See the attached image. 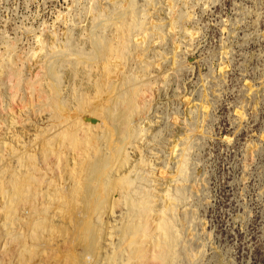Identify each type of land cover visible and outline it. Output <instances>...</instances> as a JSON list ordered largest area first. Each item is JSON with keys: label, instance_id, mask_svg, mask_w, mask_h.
<instances>
[{"label": "rangeland", "instance_id": "374dc122", "mask_svg": "<svg viewBox=\"0 0 264 264\" xmlns=\"http://www.w3.org/2000/svg\"><path fill=\"white\" fill-rule=\"evenodd\" d=\"M117 132L85 183L127 255L183 186L174 264H264V0H0V264H68Z\"/></svg>", "mask_w": 264, "mask_h": 264}, {"label": "bare ground", "instance_id": "6f19581e", "mask_svg": "<svg viewBox=\"0 0 264 264\" xmlns=\"http://www.w3.org/2000/svg\"><path fill=\"white\" fill-rule=\"evenodd\" d=\"M105 45L107 43H104ZM107 47V48H106ZM105 47V53H107L109 51L108 49V46ZM112 47V45H111ZM104 48V46H103ZM113 48V47H112ZM106 49H107V52H106ZM111 51L112 49L108 52V55L105 57L109 58L111 57L110 54H111ZM114 51V50H113ZM104 52V50H103ZM110 53V54H109ZM112 57H113V53L111 54ZM102 59L105 60L104 58V54L102 53ZM115 56H116V53H115ZM111 57V58H112ZM108 58V59H109ZM114 58V57H113ZM112 58V60H114ZM102 60V61H103ZM110 59L108 60L107 63H109ZM112 62V61H111ZM106 63V60L105 62L103 63L104 65V71H105V75L106 77L108 76V73L109 71L111 70H108V65ZM113 63V62H112ZM109 64V65H112ZM113 66V65H112ZM116 66V65H115ZM118 67V66H117ZM111 68V67H110ZM109 68V69H110ZM103 71V72H104ZM102 72V74H103ZM111 73V72H110ZM113 74V73H112ZM111 74V75H112ZM110 75V74H109ZM104 77V74L102 75ZM109 77V76H108ZM112 78L115 76L112 75L111 76ZM118 78V76H116V78L114 79V81ZM104 79V78H103ZM105 81V79H104ZM108 82V80L106 81ZM111 82V81H109ZM113 83V82H111ZM110 83V85H111ZM106 85V84H105ZM104 87V85H103ZM106 88H107V85H106ZM110 88V86H109ZM107 88V89H109ZM114 84L111 86L110 90H107V93H108V98L111 99L115 94H117V92H114ZM106 90L105 88L102 89V92ZM109 91V92H108ZM103 94V93H102ZM104 95V94H103ZM103 95H101L102 97H104ZM107 95V94H106ZM118 97V95H117ZM115 98V97H114ZM119 98V97H118ZM121 98V97H120ZM119 98V99H120ZM104 100V99H103ZM108 100V99H107ZM112 104V103H111ZM121 134L120 132H117L113 138V147H111L110 149V153H106L104 154L102 157L99 158V160H97L95 163H91L89 164V167L85 165V163H83L85 165V167H88V169H85L87 170L86 172H83L82 173V176L80 178V182L82 183H79L82 185V190L80 188V190H78L77 192L75 191H71L70 194L68 195V198H69V201L67 203V206L71 207L72 209V213L70 212V214H72L70 217H71V220H73L74 218V222L71 221L72 223V228L75 229L74 233H72V235L74 234L73 236V241L71 239V235L69 236L71 239L70 241H72V243H70L69 245V248H68V254H67V257L69 259V262L68 264H91L92 261H89L88 260V257L91 256L93 257L94 256V260H97L96 262H92L93 264H174L176 259H177V254L174 252V249L172 251V246L174 245L175 243V235H176V230H177V227L179 225L178 223V220L176 218V215H175V208L177 206V203H178V200L181 199V197L183 196V192H184V188L183 186H179L178 188V191H179V196L178 198L172 202L171 204L167 205L166 208H163V213L161 214L160 216V219L158 221V224H157V229L156 231L157 232H160V239H156L155 238V235H154V238L156 240L153 241V238L151 237L150 241H149V238L148 241L150 242L149 244L146 243V245H144V241L141 242L140 244H143L141 245L139 248H136L137 250H135V248H133V250L135 251L133 254H128L125 252V250H123V243H124V239L123 237L121 236V234H119L120 232H118V223L117 225L113 226L112 224H110L111 226H113V229H112V232L110 234V231L111 229H109V232L107 231V228L108 225H109V222L111 223V218L108 222V219L106 221V218L103 217H99V214L98 213V210L99 208L102 206V204L100 205V201L101 199H98V201H95L93 198H92V192L90 190V186H86L88 185V183L86 184L85 182H89L93 184L96 183L97 186L94 190V192L96 193L97 191L99 192V188H98V185L101 183V179H100V176L103 175L104 173H106L109 168L113 167V165L115 164L116 160H118L119 156H120V152L122 150V147L120 146V141H121ZM189 139V138H188ZM49 140V139H48ZM44 142V141H43ZM42 142V143H43ZM52 142V141H51ZM45 143V142H44ZM46 143H48L46 141ZM45 143V144H46ZM55 143V142H53ZM53 143L50 144L53 146ZM190 143V142H189ZM188 145V144H187ZM44 146V145H43ZM42 146V148H43ZM46 146V145H45ZM55 146V145H54ZM53 146V147H54ZM123 146V145H122ZM50 147V146H49ZM52 148V147H50ZM49 149V148H48ZM186 149V147H185ZM50 150V149H49ZM57 150V149H55ZM46 151V150H45ZM51 152V151H50ZM56 152V151H55ZM42 153V152H41ZM47 153V152H46ZM48 154V153H47ZM52 154V152H51ZM39 156V155H38ZM46 156V155H45ZM87 156V155H86ZM91 156V155H90ZM49 157V155H48ZM84 157V156H83ZM92 157V156H91ZM46 158V157H45ZM50 158V157H49ZM36 159V158H35ZM37 159H41V158H37ZM48 159V158H47ZM85 159V158H84ZM75 160V159H74ZM86 161L87 158H86ZM43 161H40L39 163H41ZM51 162V161H50ZM76 162V161H75ZM74 162V163H75ZM85 162V161H84ZM52 163V162H51ZM36 165V163H35ZM79 165V164H78ZM37 166V165H36ZM43 166V164H42ZM52 167V166H51ZM62 167V166H60ZM70 167V165H69ZM78 167H81V166H78ZM84 167V168H85ZM42 168V167H41ZM48 168V167H47ZM48 170V174H50L51 170L50 168L47 169ZM54 168V167H53ZM59 168V167H58ZM77 168V167H76ZM82 168H83V165H82ZM84 168L82 169V171L84 170ZM57 169V168H56ZM75 169V168H74ZM50 170V171H49ZM55 170V169H54ZM61 170V168H60ZM78 170V169H77ZM63 171V170H62ZM55 172V171H54ZM71 172V171H70ZM80 172V171H79ZM25 173V172H24ZM53 173V172H52ZM51 173V174H52ZM64 173V172H63ZM75 173V172H74ZM68 175V174H66ZM71 175V174H70ZM77 175V174H76ZM52 176H54V174H52ZM52 176H50L52 178ZM80 176V174H79ZM59 177V176H58ZM68 177V176H67ZM71 177V176H70ZM74 177H76L74 175ZM55 178V177H54ZM53 178V179H54ZM73 178V177H72ZM65 179V177H64ZM138 180V178H136ZM60 180V179H59ZM72 180V179H71ZM93 180V182H91ZM61 181V180H60ZM51 182V181H50ZM54 182V181H53ZM74 182V181H73ZM76 182V181H75ZM78 182V180H77ZM52 183V182H51ZM50 183V184H51ZM89 183V185H90ZM79 184L77 183V185L79 186ZM52 185V184H51ZM76 185V186H77ZM75 186V187H76ZM86 186V188H85ZM79 188V187H77ZM130 188V187H129ZM70 191V190H68ZM128 191V189H127ZM126 193V192H125ZM98 194V193H97ZM128 194V193H127ZM130 196L132 197V200H137V197L135 196V190L132 189L130 191ZM128 194V195H129ZM127 195V196H128ZM111 198V197H110ZM102 201H103V198H102ZM111 203V202H110ZM36 205V203H34ZM53 204V203H52ZM32 205L31 204V208H32ZM113 205V203H112ZM38 206V205H37ZM51 206V205H50ZM110 208L112 207L110 204L108 205ZM34 207V205H33ZM36 207V206H35ZM55 207V206H54ZM60 207V206H59ZM107 208V207H106ZM108 209L107 212H109L111 209ZM28 209V208H27ZM33 209V208H32ZM32 209H29L30 211ZM105 209V208H104ZM113 209V208H112ZM36 210V209H35ZM70 210V209H69ZM27 212H29L28 210H26ZM41 212V209L39 210ZM112 211V210H111ZM25 212V213H27ZM34 212V211H33ZM32 213V212H31ZM34 215L36 214L33 213ZM27 215V214H26ZM33 215V216H34ZM98 216L99 218L96 219L97 217H94V216ZM104 215V214H103ZM32 215H30L29 217L31 218ZM32 216V217H33ZM38 216V215H37ZM115 216V215H114ZM28 217V215H27ZM28 217V218H29ZM36 217V215H35ZM40 217V214L39 216L37 217V220L39 221H36L35 218H31V219H34L32 220L31 222V227H32V230L33 231H39L42 229L43 227V222L40 221L42 219H38ZM113 217V216H112ZM105 218V219H104ZM98 220V222L96 221ZM142 220L145 224H149L148 222V219L147 218H144V216L142 217ZM114 222V221H113ZM95 223H99L97 225H101V231L100 232H94V228H95ZM115 223H116V220H115ZM113 223V224H115ZM29 224V223H27ZM96 225V226H97ZM122 225V224H121ZM74 226V227H73ZM76 226V228H75ZM27 227V226H26ZM65 227V226H64ZM94 227V228H93ZM69 229H71V227H69ZM131 229H132V226H131ZM150 229V227H146L144 229V231H148ZM61 232H63V229L61 228ZM65 230V229H64ZM66 231V230H65ZM64 231V232H65ZM106 231L111 235H109L110 237H113V242L111 243V247L110 249L104 247L106 246L105 245V242L107 240V238H109L108 234H107V238L106 240L105 239V236H106ZM132 231V230H131ZM155 231V232H156ZM67 232V231H66ZM147 233V232H146ZM65 234V233H64ZM67 235V234H66ZM145 235V240L147 242V239H146V234ZM144 235H143V239H144ZM178 235V233H177ZM141 238V239H142ZM179 238V237H178ZM111 239V238H110ZM69 241V242H70ZM130 241V240H129ZM133 241V239L131 240ZM141 241V240H140ZM129 243V242H127ZM108 244V242H107ZM123 245V247H122ZM108 246V245H107ZM129 245H127L128 247ZM177 246V245H175ZM106 248V250H105ZM129 253H131L129 251ZM127 255V257H126ZM97 256V258L95 257ZM177 256V257H176ZM178 261V260H177Z\"/></svg>", "mask_w": 264, "mask_h": 264}]
</instances>
